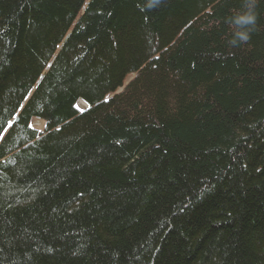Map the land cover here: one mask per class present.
<instances>
[{"label": "trees", "instance_id": "obj_1", "mask_svg": "<svg viewBox=\"0 0 264 264\" xmlns=\"http://www.w3.org/2000/svg\"><path fill=\"white\" fill-rule=\"evenodd\" d=\"M242 4L0 0V264H264Z\"/></svg>", "mask_w": 264, "mask_h": 264}, {"label": "clouds", "instance_id": "obj_2", "mask_svg": "<svg viewBox=\"0 0 264 264\" xmlns=\"http://www.w3.org/2000/svg\"><path fill=\"white\" fill-rule=\"evenodd\" d=\"M259 0H243L242 10L226 19V23L233 26L232 38L229 43L233 46L246 44L258 23Z\"/></svg>", "mask_w": 264, "mask_h": 264}, {"label": "rangeland", "instance_id": "obj_3", "mask_svg": "<svg viewBox=\"0 0 264 264\" xmlns=\"http://www.w3.org/2000/svg\"><path fill=\"white\" fill-rule=\"evenodd\" d=\"M80 104V103H79ZM78 103H77V106L79 107V108H84L85 107V103L83 102L82 103V105H79ZM40 124H41V122L39 121V120H33L32 121V125H35V126H39L40 127Z\"/></svg>", "mask_w": 264, "mask_h": 264}, {"label": "bare ground", "instance_id": "obj_4", "mask_svg": "<svg viewBox=\"0 0 264 264\" xmlns=\"http://www.w3.org/2000/svg\"><path fill=\"white\" fill-rule=\"evenodd\" d=\"M77 103H78V104L80 103L79 105H82L83 101L78 100V101L76 102V104H77ZM81 108H82V107H81Z\"/></svg>", "mask_w": 264, "mask_h": 264}]
</instances>
